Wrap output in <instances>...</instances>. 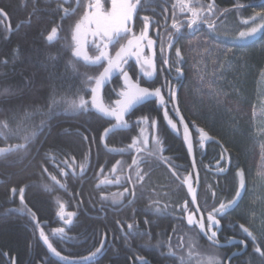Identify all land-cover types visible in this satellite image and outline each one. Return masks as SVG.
I'll list each match as a JSON object with an SVG mask.
<instances>
[{"label": "trees", "instance_id": "16d2710c", "mask_svg": "<svg viewBox=\"0 0 264 264\" xmlns=\"http://www.w3.org/2000/svg\"><path fill=\"white\" fill-rule=\"evenodd\" d=\"M85 3L0 0V9L7 13V18L0 16V92H5L0 96V148L11 149L0 153V264H63L39 239L37 219L57 251L71 259L87 257L103 243L101 253L90 264H180V256L187 264H207L208 257L225 264L226 252L203 242L186 224L188 213L183 205L187 202L189 211L192 207L183 180L192 176V166L183 126L173 100L168 98L169 87L176 91L180 86V109L196 144L200 207L207 215L213 206L232 199L240 181L237 173L243 170L245 188L237 206L218 217L224 224L221 238L243 239L249 245L247 254L232 264H262L252 238L238 226L248 227L257 237L256 244L264 248V181L256 179L254 191L248 167L258 130L245 119L246 109L256 108L262 101L258 80L264 72V33L258 40L239 46L213 32L222 30L223 34L234 35L246 30L244 21L261 11L264 0H141L133 30L139 34L144 27L142 18H149L148 37L155 41L157 71L149 80L137 66L133 79L139 78L142 86L161 89L169 117L179 132L167 123L163 107L155 98L133 108L135 115L127 128H112L113 118L94 109L84 112L72 106L79 103L80 96L90 100L84 74L97 71L73 56L74 26L85 11ZM102 3L111 8V0ZM189 9L196 10L199 18L210 17L208 22L215 27L210 29L198 19V25L190 30ZM174 20L179 31L172 27ZM53 27L58 29L57 35L48 41ZM199 33L208 34L226 47L227 54L215 56L220 65L213 82L222 94L219 98L230 99L231 108L215 100L187 108L182 103L185 83L181 85L175 68H182L185 76L188 64L183 42ZM170 37L171 43L177 44L168 68L162 61L167 59ZM88 41V54L95 55L92 38ZM177 48L180 57L176 56ZM115 50L116 46H109L110 54L114 55ZM145 55H151L147 47ZM134 63V58L129 60V64ZM115 99L113 96V103ZM104 102L109 104L107 96ZM238 109L243 117L236 112ZM142 115L149 117L148 122L135 124ZM3 122L8 126L4 127ZM105 128L111 129L107 136ZM198 129L209 137L203 147ZM145 137L148 143L142 146L139 142ZM133 138L143 151L129 147ZM137 171L144 177L139 183ZM22 187L23 203L19 198ZM12 188L17 189L16 194ZM69 219L71 223H66ZM128 224L133 225L131 230ZM56 228H64V233L53 234ZM187 246L192 248L191 257ZM170 247L176 256L169 254ZM214 251L216 256L211 253Z\"/></svg>", "mask_w": 264, "mask_h": 264}, {"label": "snow or ice", "instance_id": "6c2138e0", "mask_svg": "<svg viewBox=\"0 0 264 264\" xmlns=\"http://www.w3.org/2000/svg\"><path fill=\"white\" fill-rule=\"evenodd\" d=\"M79 2V0H78ZM141 0H111V8H106L102 3V0H86L85 11L78 22L75 23L74 32L72 35L73 41V56L82 59L86 65L94 66L97 71L94 74H84L85 80L90 89V100L85 99L84 96L79 97V103H73V107L84 112L95 110L97 113L102 114L104 117H111L114 119L115 123L112 124V128L129 126V120L135 115L133 108L136 105L142 104L144 102H150L152 98L159 101V104L163 107V115L167 123L171 125L173 129L178 132L180 129L177 128V124L169 117L168 109L166 107L165 97L161 92L159 87L150 88L142 86L139 78L133 79L137 75V66L140 73L143 76L148 77L151 80L154 75H156V63H155V41L148 37V26L149 18L144 16L142 19L144 21V27L137 34L133 30L134 18L137 13V7L140 5ZM237 7H242V5H237ZM261 11L256 12L253 16L249 17L248 20L244 21L247 25V29L239 32L238 39H252L260 33H264V4L260 5ZM65 13L68 9H64ZM191 11V18L187 22V27L191 30L194 26L198 25V19L207 23L208 28H214V24L209 23L210 17L199 18V14L196 10L189 9ZM209 13L212 12V5H208ZM0 16L7 18V13L3 9H0ZM251 22V23H250ZM173 28L177 27L175 20L172 24ZM58 29L53 27L51 32L47 35L48 41H53L56 37ZM92 38V45L96 50L95 55H89L87 51L88 38ZM116 46L114 55L110 54L109 46ZM145 47H147L151 55H145ZM168 48H172L171 37L169 38ZM161 53L164 52V48L161 47ZM176 56L180 57V49H176ZM134 58L135 63L129 64V60ZM164 65H167L169 61L164 59L162 61ZM127 66V67H126ZM175 71L182 75V68L176 67ZM131 73V74H130ZM115 76V80L113 79ZM107 86V91L105 88ZM169 100L175 99V91L169 87ZM5 95V92H0V96ZM107 96L109 104H105L104 100ZM115 96L116 99L114 103L112 102V97ZM56 101L53 99L52 104L55 105ZM51 111V107H49ZM174 111L178 114V107L174 106ZM126 116L128 119H126ZM180 122L183 126V139L187 142L188 150L192 151V140L190 138V129L188 123L184 122L183 116L179 117ZM149 117L147 115L140 116L134 123L139 125L142 123H147ZM155 125V121L152 122ZM4 127H7V123L3 122ZM143 131V129H141ZM40 131H43L41 127ZM111 131L110 128L104 129V136H107ZM200 135V145L203 147V142L209 139L207 133L203 129H198ZM32 132V135H35ZM103 139V137H101ZM27 139V137H26ZM140 145H147V137L141 140ZM158 149L160 141H156ZM24 145H17L16 148H23ZM130 148L135 149L137 152L143 151V147H137V139L133 138ZM11 149L0 148V153L10 151ZM119 163V161H117ZM164 164H169L170 161L163 159ZM132 164L136 165L137 160L133 159ZM47 171V169H44ZM115 171V167H113ZM173 175H176L173 172ZM237 175L240 177L239 186L235 191V195L232 199L227 202H220L218 207L213 206L211 211L207 212V224H205V216L200 213L199 219L196 218L197 212H200V207L197 205L195 211L188 210V204L185 202L183 205V210L187 212V224L193 226L194 229H198L199 233L210 241L213 245L217 244V233L220 228V219L218 217L224 216L227 212L232 210L237 206L238 200L241 197V193L245 188V183L243 179V170H240ZM143 175L137 171L136 182L139 183L143 180ZM55 180V177H52ZM179 179V177H178ZM131 180V177H129ZM192 177L189 175L183 180V183L187 185L188 191L193 194V203H195V192L192 185ZM59 183V181H56ZM128 192V188L124 189ZM17 189L12 188V193L16 194ZM132 195H135L133 190ZM215 195V193H213ZM19 198L21 202L24 201V188L19 189ZM25 211L30 212L29 209ZM157 212L161 209L157 208ZM70 216H74L75 213H70ZM61 219H63V205H61ZM66 223H71L69 219ZM119 223V221H117ZM36 226L39 229V239H41L47 248L50 250L54 257L59 258L63 264H90L93 262V258L101 253V249L104 247L101 243L100 247L90 253L87 257H82L80 259H71L67 256L61 254L60 251L53 246L49 240V235L45 233L44 228L40 226V221L36 220ZM248 237H251L254 243V252L259 254L262 258V264H264V248L256 244L257 237L254 236L253 232L246 227L244 224L238 226ZM128 229H132L133 225L128 224ZM53 234H63L64 228L53 229ZM264 235V231L261 233ZM170 239V238H169ZM245 244L244 241H241ZM180 245H178L179 247ZM246 247V244H245ZM169 254L176 256L177 254L170 251ZM191 250L188 252V256L191 257ZM180 264H187L183 256L179 257ZM14 264V261H13ZM143 264H147V261H143ZM203 264V262H201ZM207 264H221V262L214 258L208 257Z\"/></svg>", "mask_w": 264, "mask_h": 264}, {"label": "rangeland", "instance_id": "374dc122", "mask_svg": "<svg viewBox=\"0 0 264 264\" xmlns=\"http://www.w3.org/2000/svg\"><path fill=\"white\" fill-rule=\"evenodd\" d=\"M213 34L232 45L240 46L258 40L263 33L246 40L238 39L239 33L229 35V32L223 34L221 30L220 32H213ZM183 52L188 64L185 70V76L182 77V85L185 83V88L182 93V103L184 106L187 108L192 104L197 106L196 103L203 104L207 101L215 100L214 102L231 108L232 103L229 101L230 99L225 97L219 98L222 94L213 82V74H216L220 65L218 64L219 61L216 63L215 56L217 57L218 54H227L226 47L216 42L206 33H199L190 40L183 42ZM258 83L261 85L262 101L257 104L256 108L249 107L245 111V119L258 130L256 145L253 147L255 149H253V155L248 163L250 169L249 175L254 179V181H251V186L254 191H256L257 186L256 179L264 181V72L261 74ZM236 112L240 115L243 114L242 117L244 116L241 109H238ZM211 253L215 256L217 254L215 251Z\"/></svg>", "mask_w": 264, "mask_h": 264}, {"label": "water", "instance_id": "95a60500", "mask_svg": "<svg viewBox=\"0 0 264 264\" xmlns=\"http://www.w3.org/2000/svg\"><path fill=\"white\" fill-rule=\"evenodd\" d=\"M7 23H8V28H9V30L11 31L12 30V27H11V24H10V21H9V19H7ZM174 46H175V44H172V48H169V50H168V55H167V60L169 61L170 60V56H171V52H172V50H173V48H174ZM169 65H170V63H168L167 64V66H168V68H169ZM183 75V74H182ZM182 75H180V79L181 80H183L182 79ZM181 87V86H180ZM180 87L177 89V91H176V93H175V99H174V101H173V104H174V106L175 107H178V109H179V112H178V117H180V116H183V118H184V122H186L187 123V121H186V119H185V117H184V115H183V113H182V111H181V109H180V106H179V91H180ZM189 126V125H188ZM189 129H190V138H191V140H192V145H193V147H192V151L190 152L189 150H188V155H189V159H190V162H191V165H192V170H193V178H194V181H192L191 180V182H192V185H193V190H194V192H195V203H193V194L191 193V192H189L188 191V188H187V185L185 184V187H186V190H187V193H188V196H189V199H190V202H191V204H192V206H193V209H194V211H195V209H196V207H197V205H199V194H200V190H201V176H200V173H199V170H198V167H197V161H196V148H195V140H194V135H193V131L191 130V128H190V126H189ZM196 132H198V131H196ZM200 213H201V210H200V212H197V216H200ZM189 227H193V226H190V225H188ZM222 229V227H221V224H220V228H219V231ZM201 234V233H200ZM202 235V237L207 241V242H209V244H211L212 246H214V247H216V248H218V249H226V248H232V247H234V246H236V245H242V246H244V251H246L247 250V245H246V247H245V244H242L240 241H235V242H232V243H229V244H220L219 242H218V238H217V244L216 245H213L210 241H208L204 236H203V234H201ZM244 253V252H243ZM242 254H237V255H233V256H231L229 259H228V261H227V263L226 264H230V262L232 261V259L234 258V257H238V256H241Z\"/></svg>", "mask_w": 264, "mask_h": 264}, {"label": "flooded vegetation", "instance_id": "af4514ba", "mask_svg": "<svg viewBox=\"0 0 264 264\" xmlns=\"http://www.w3.org/2000/svg\"><path fill=\"white\" fill-rule=\"evenodd\" d=\"M208 35V34H207ZM173 44H175V46H176V44H177V41L176 42H174ZM174 46V47H175ZM174 49V48H173ZM168 50H169V48H168ZM172 53V52H171ZM167 55H168V53H167ZM171 57V56H170ZM169 63H170V60H169ZM170 66V65H169ZM168 67V66H167ZM183 76H184V73H183ZM179 78H180V76H179ZM173 80H175V79H173ZM183 81V80H182ZM194 140H195V138H194ZM196 145V144H195ZM197 161V160H196ZM192 166V165H191ZM197 167H198V165H197ZM198 170H199V168H198ZM192 180L194 181V178H193V170H192ZM186 188V187H185ZM186 192H187V190H186ZM188 194V193H187ZM189 197V196H188ZM191 207H192V204H191ZM199 207H200V204H199ZM200 210H201V213H203L204 214V216H205V224H207V215L203 212V210L201 209V207H200ZM192 211H194L193 210V207H192ZM186 217H187V215H186ZM185 217V220H186V224H187V218ZM196 218L197 219H199V216H197L196 215ZM219 219V218H218ZM220 224H221V227H222V229L220 230V231H218V233H217V238H218V242L220 243V244H229V243H232V242H235V241H244L245 242V244L247 245V250L246 251H244L245 249H244V246H242V245H236V246H234V247H232V248H226V249H222V251H225L226 252V254H227V261H228V259L231 257V256H233V255H237V254H242L241 256H238V257H234L233 259H232V261L230 262V264H232V263H234L235 262V260L236 259H238V258H241V257H243V256H245L246 254H247V252L249 251V245H248V243L246 242V240H243V239H232V238H225L224 240L221 238V235L224 233L223 231H224V224H223V222H221V220H220ZM187 226H188V224H187ZM188 228H190V229H194V228H191V227H189L188 226ZM195 231L198 233L199 231L197 230V229H195ZM199 235H200V239L203 241V242H206V244H208L209 246H211V247H213L214 249H216L217 251H221V249H218V248H216V247H214V246H212L211 244H209V242H207L202 236H201V234L200 233H198ZM190 239V238H189ZM187 249H188V252H189V250H191L192 251V248L191 247H188L187 246ZM244 252V253H243ZM227 261L225 262V264L227 263ZM236 263V262H235Z\"/></svg>", "mask_w": 264, "mask_h": 264}, {"label": "bare ground", "instance_id": "6f19581e", "mask_svg": "<svg viewBox=\"0 0 264 264\" xmlns=\"http://www.w3.org/2000/svg\"><path fill=\"white\" fill-rule=\"evenodd\" d=\"M167 208V207H166Z\"/></svg>", "mask_w": 264, "mask_h": 264}]
</instances>
